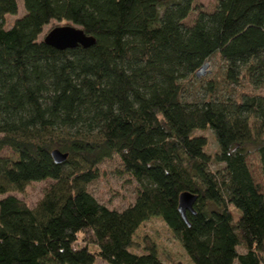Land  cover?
Here are the masks:
<instances>
[{"label":"trees","instance_id":"1","mask_svg":"<svg viewBox=\"0 0 264 264\" xmlns=\"http://www.w3.org/2000/svg\"><path fill=\"white\" fill-rule=\"evenodd\" d=\"M22 4L7 25L18 2L0 0V153L14 155L0 154V194L52 182L33 208L0 198V264H164L153 240H135L151 218L192 264H264V195L247 162L257 153L264 177V0H218L189 25L195 0ZM52 20L94 43L46 44ZM213 57L220 77L189 94ZM114 156L136 183L122 209L86 189ZM184 191L196 195L186 220Z\"/></svg>","mask_w":264,"mask_h":264},{"label":"rangeland","instance_id":"2","mask_svg":"<svg viewBox=\"0 0 264 264\" xmlns=\"http://www.w3.org/2000/svg\"><path fill=\"white\" fill-rule=\"evenodd\" d=\"M217 1L218 0H195V4L198 8L193 10L189 17L185 19V24L189 25L192 23L197 15L198 9L207 12L212 11ZM17 2V14L7 15V25L12 24L16 18L21 17L25 13L22 0H17ZM60 24H65V22L56 20L50 21L44 26L38 39H43L49 29ZM221 73L222 61L218 57H213L210 61L206 62L197 73L195 82L189 86V94L198 95L201 89L200 84H203L206 81L205 79H218ZM198 132L207 137L209 142L208 150L214 151L217 149L215 137L210 129ZM0 154L14 157L9 149H5ZM247 162L255 182L259 185L264 195V177L261 173V166L257 153L250 154L247 158ZM50 182L52 181H33L28 183L21 191L12 190L6 194H0V198L11 194L24 201L30 208H33L42 198L44 190L48 187ZM86 189L107 206L122 209L134 201L136 183L127 173L122 171V165L118 157L114 156L99 164L98 177L87 184ZM234 217H237L236 213H234ZM147 236L157 245L159 256L164 264H192L179 241L160 218H151L149 221L145 222L136 232L135 240L142 245L143 237ZM131 250L140 252V248L138 247L132 248ZM93 264L108 263L97 258Z\"/></svg>","mask_w":264,"mask_h":264},{"label":"water","instance_id":"3","mask_svg":"<svg viewBox=\"0 0 264 264\" xmlns=\"http://www.w3.org/2000/svg\"><path fill=\"white\" fill-rule=\"evenodd\" d=\"M43 41L57 49L73 48L77 45L83 47L94 43V38L85 34V32L74 24H60L52 27L43 37ZM55 163H61L67 158V153L61 152L55 148L51 151ZM196 195L184 191L179 195L178 211L182 218L186 220V211H193V203Z\"/></svg>","mask_w":264,"mask_h":264},{"label":"crops","instance_id":"4","mask_svg":"<svg viewBox=\"0 0 264 264\" xmlns=\"http://www.w3.org/2000/svg\"><path fill=\"white\" fill-rule=\"evenodd\" d=\"M235 264V263H234Z\"/></svg>","mask_w":264,"mask_h":264}]
</instances>
